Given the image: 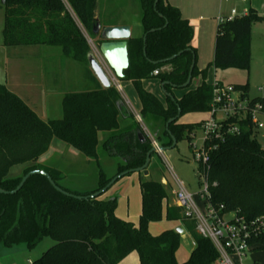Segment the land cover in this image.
Instances as JSON below:
<instances>
[{"label": "trees", "instance_id": "16d2710c", "mask_svg": "<svg viewBox=\"0 0 264 264\" xmlns=\"http://www.w3.org/2000/svg\"><path fill=\"white\" fill-rule=\"evenodd\" d=\"M139 2L142 34L128 41L130 66L122 81L131 82L136 89L141 118L149 131L154 130L155 140L160 146L170 147L171 135L177 141L193 140L192 135L200 130L202 122L180 123V119L188 114L209 112L213 86L207 83V77L211 67L249 71L252 27L264 22V16L251 9L245 16L220 22L214 60L200 70L190 21L166 0H159L156 8V0ZM1 8L5 11L4 47L18 50L26 57H39V47L60 48L63 57L85 66L88 85L84 90L64 94L62 118L44 121L21 97L0 84V189L14 191L24 176L43 170L64 191L90 196L119 174L143 167L153 147L151 141L148 137L144 144L139 141L140 125L134 115L121 113L119 107L125 102L116 88L104 89L88 64L91 48L83 30L99 37L93 32L99 18L98 0H5ZM100 23L102 28L130 26L127 22ZM180 52L183 53L175 60L163 63ZM194 60L192 83L197 78L202 83L195 89L190 86L177 99L174 91L187 82ZM168 64L172 73L154 76L156 70ZM150 79L161 84L169 82L164 87L165 103L143 87V82ZM233 86L245 100L248 84ZM256 104L264 109V98L249 101L250 106ZM179 108L180 118L167 128ZM223 125L238 126L240 134L215 141L216 149L209 156L210 167L197 166L199 182L203 185V178L208 179L211 205L223 206L225 213L236 214L250 223L264 217V143L257 140L250 118L233 117L223 121ZM102 133L105 136L101 139ZM54 139L84 158L99 160L107 154L121 162L112 177L101 173L95 190L87 193L69 190L62 185L64 174L60 169L41 167L39 162L50 151ZM18 166H24L22 176L11 177V171ZM169 188L142 178V214L136 225L116 215L117 199L101 196L77 200L58 192L46 177L35 175L18 193L0 194V244L24 243L31 249L44 237H51L54 245L32 264H121L132 253L138 254L140 264H218L219 252L210 239L198 233L197 222L184 218L180 208L167 204ZM165 204L167 219L182 223L196 244L184 263H179L176 256L180 234L167 230L160 236H152L149 231L150 223L162 219ZM252 244L256 251L264 250V234L252 240Z\"/></svg>", "mask_w": 264, "mask_h": 264}, {"label": "rangeland", "instance_id": "374dc122", "mask_svg": "<svg viewBox=\"0 0 264 264\" xmlns=\"http://www.w3.org/2000/svg\"><path fill=\"white\" fill-rule=\"evenodd\" d=\"M2 1L0 0V7L3 6ZM97 14L102 25L127 22L133 28V36L142 34L139 0H98ZM72 15L80 25L74 13ZM4 19L5 11L1 8L0 84L5 85L10 91L21 97L44 121L62 118V98L64 94L71 91L84 90L88 85L84 77L85 66L63 57L60 48L39 47L38 49L41 50L39 57H26L24 53H20L18 50L2 46ZM83 32L91 51L95 53L109 76L114 80V87L128 109L133 115L134 112L140 113V100L133 84L127 81L118 82L115 80L113 72L100 55V37L94 38L84 30ZM157 81L156 79L146 80L143 87L162 99L164 94L157 88ZM216 82L224 85L248 84V96L244 100V104L255 98H264V22L255 23L252 27L249 71L223 70L211 67L208 71L207 83L214 84ZM192 88H194V83L190 89ZM179 91L184 90L180 89ZM238 95L240 96L241 92H238ZM193 115H195L194 118H188L187 120L200 121L209 117L208 113H196ZM260 120L264 124V114L260 115ZM150 133L155 138L153 129H150ZM100 136L102 139L105 134L102 133ZM256 138L259 142L264 143V129L257 132ZM203 140L204 133L202 130H198L193 140L181 138L177 141L174 148L162 152V154L159 152L155 153L152 163L154 166L151 168L152 176L149 180L158 183L166 181L171 184L173 188L172 190L169 188L168 194H170L169 201L172 206H176L179 183H183L187 191L195 196L197 205L202 213L206 214L207 210L203 206L204 199L199 202V196L205 191V186L200 185L199 182L198 164L194 152V146L199 149L203 144ZM78 154L77 151L64 142L54 139L50 154H47L44 160L39 162L41 167H53L62 170L66 177L62 181V185L69 190L81 193L91 192L98 188L101 173L105 172L108 177H112L121 162L119 158L107 154L102 155L99 160L84 158ZM77 155L82 159L76 161L75 156ZM23 170L24 166L15 167L11 171L10 176L20 177L23 174ZM140 176L143 177V173ZM126 178L128 177L122 178L117 183V186L126 182ZM138 179L139 174L134 173L130 176V181L128 180L130 185L124 195L117 200L116 207L117 216L133 222H137L142 214V192ZM108 196L109 193L104 195L105 198ZM180 224V222L167 219L165 204L162 219L150 223L149 231L152 236H160L167 230H175L174 228L176 226L179 227L178 225ZM183 229L184 232L180 235V248L176 254L178 262L186 261L193 249L192 237L186 228ZM53 245L54 241L48 236L44 237L31 249L24 243L12 246L0 244V264H32ZM256 258L258 259L256 260ZM243 264H264V250L256 251V248H254L243 259Z\"/></svg>", "mask_w": 264, "mask_h": 264}, {"label": "built area", "instance_id": "2783aa9c", "mask_svg": "<svg viewBox=\"0 0 264 264\" xmlns=\"http://www.w3.org/2000/svg\"><path fill=\"white\" fill-rule=\"evenodd\" d=\"M212 86L213 99L208 112L209 117L202 121L200 128L204 133L203 144L199 149L194 146L196 162L205 169L210 167L209 156L216 149L215 141H224L227 136L240 134L238 126L225 128L223 121L233 117L250 118L255 135L264 129V124L260 120V115L264 114L261 104L254 106H250L249 102L244 104V100L241 95H238L233 85L216 82ZM134 118L150 139L152 146L161 153L158 142L144 124L141 115L134 112ZM195 134L192 135L193 139ZM203 183L205 191L200 194L199 202L204 199L203 206L207 210L206 214L202 213L195 196L187 191L183 183H179L176 207L182 210L184 218L197 222V231L201 236L213 242L220 255L218 264H243V259L254 249L252 240L264 234V217L248 223L236 214L225 213L223 206L214 207L208 201L210 194L206 177L203 178Z\"/></svg>", "mask_w": 264, "mask_h": 264}, {"label": "water", "instance_id": "95a60500", "mask_svg": "<svg viewBox=\"0 0 264 264\" xmlns=\"http://www.w3.org/2000/svg\"><path fill=\"white\" fill-rule=\"evenodd\" d=\"M158 2H159V0H156L155 8H156ZM2 3L4 4L5 0H3ZM152 31H155V30H152ZM93 32H94V35L99 36L103 40V42L99 46V53L102 56L103 60L106 62L109 69L113 72L115 80H117L118 82L124 80L125 79V71L128 70V68L130 66L128 41L132 38L131 26H109V27L102 28L101 23L99 21V18L97 17ZM146 38H147V35L144 37V42H146ZM182 53L183 52H180L177 55H174L169 59L163 60V63H168V62L175 60ZM144 54L146 55V49H144ZM87 60H88L90 70L92 71L93 75L95 76V78L98 80V82L101 84V86L104 89H109L112 86H115L114 80L109 76L106 69L104 68V66L102 65V63L100 62V60L98 59V57L95 55V53L93 51H91L88 54ZM195 65H196V61L194 60L192 63V66H191V70L189 73L188 80L181 87L182 90H186L192 85V80H193L192 74H193V70L195 68ZM172 71H173V69H172L171 65L168 64V65L164 66L163 68L156 70L154 72V76L157 77V76L163 75L165 73H172ZM168 84H169V82L162 83V91L164 94H165L164 87ZM119 109L124 116L130 115L131 111L128 109L127 106H125V104H122L119 107ZM180 116H181V109L179 108L178 115L175 118L170 119L168 121L167 128L169 127L170 124L177 121L180 118ZM137 135H138V139L141 143L144 144L147 142V138H146L147 136L145 135V133L143 132L141 127L137 130ZM171 138H172L173 144L170 147H164V146H160L158 144L159 145V151L161 153L165 152L169 149H172L176 146L177 140L172 135H171ZM157 152H158L157 149L152 147V149L147 154L146 163L144 164L143 167L138 168V169H132V170H129V171H126V172L119 174L118 176L113 178L105 188L101 189L100 191H98L94 194H91L90 196H76L74 194H71L69 192L64 191L63 189L58 187L55 184V182L53 181L52 177L47 172H45L43 170H35V171L30 172L29 174H27L26 176L23 177L20 185L17 187L16 190L11 191V192H7V191L0 189V194H6V195L12 194V195H14L22 189V187L25 185V183L28 181L29 178H31L32 176H35V175H40V176L46 177L49 180V182L51 183V185L58 192H60L61 194L65 195V196L75 198L77 200H89V199L99 198L101 196H104L105 194H107L111 190H112L111 196L109 198H106V199H109V200L117 199L118 200L119 198H121V196L124 194V192L126 191V189L128 187V183H124V184L120 185L119 187L115 188V185L118 183V181L121 180L122 178H125L127 175L134 174V173H136V174L143 173L144 176L148 177L149 176V170L148 169H149V166H150L151 161H152V156ZM175 231L178 234H182V232H183L182 228H177Z\"/></svg>", "mask_w": 264, "mask_h": 264}, {"label": "crops", "instance_id": "0c3cea01", "mask_svg": "<svg viewBox=\"0 0 264 264\" xmlns=\"http://www.w3.org/2000/svg\"><path fill=\"white\" fill-rule=\"evenodd\" d=\"M166 1L170 5L177 7L181 11L182 17L184 19L190 21L191 25L193 26L194 39H193L192 45L194 48L197 49V53H198L197 66L200 70L207 68V66L209 64H211L214 60V51H215L214 45H215V40H216V35H217V28H218V25L220 24L221 21L227 20V19L232 20L235 17L245 16L249 13V11L251 9H254L255 11H257V13L259 15L264 16V0H166ZM131 28H132V26H131ZM2 34H3V30H2ZM132 36H133V28H132ZM2 46H3V41H2ZM11 62L14 64L13 61H11ZM13 71H15V70L13 69ZM145 82L146 81H144L143 84ZM193 83H194V88H192V89H195L196 87H198L202 83V79L197 78L193 81ZM83 85L85 86V84H83ZM156 85H157V88L162 91V84L160 83L159 80L156 82ZM210 85H212V84H210ZM240 85H243V84H240ZM74 86H76V88H78V86L76 84H74ZM186 92H187V90H184V91L175 90L174 95L177 99H180ZM159 99L163 103H165L166 102V95L164 94L163 98L162 99L159 98ZM127 103H128V101H127ZM128 105H129V103H128ZM140 111H141V103H140ZM138 114H140V113H138ZM194 116L195 115H193V114H188L180 120V123H199V122L203 121V120H200V121H189V120H187L188 118H194ZM47 154H50V151ZM78 155H80V154H78ZM78 155L75 156L76 161H79L80 159H82V158H79ZM45 156H43L41 158V161L44 160ZM153 160H154V158H152L151 164H150L149 169H148L149 170V176L146 177L143 174V177L145 179L146 178L149 179L152 176V169L151 168L154 166V164L152 165ZM63 174H64V172H63ZM143 177L140 176V174H139L138 181L140 184V188H141V181H142ZM65 178L66 177L64 175V179ZM129 178L130 177L126 178V180H125L126 182H124V183H128V187L130 185ZM161 184H163L165 187L169 186L171 190L173 188L169 182L164 181ZM119 186H117V184H116L115 188H117ZM128 187H127V189H128ZM141 192H142V190H141ZM108 193H109V196L107 198H109L111 196L112 190H111V193H110V191ZM169 196H170V194H169ZM168 203L170 204L169 197H168L167 204ZM119 218H121V217H119ZM121 219H123V218H121ZM126 221H130V220H126ZM130 222H133V221H130ZM133 223L137 225L138 221L133 222ZM178 226L179 227L176 226L174 229L176 230L177 228H182V230L184 232V229H183L184 226L182 225V223ZM195 247H196V244L193 240L192 251L195 249ZM192 251H191V253H192ZM191 253H190V255H191ZM190 255H189V257H190ZM257 259L258 258H256V260ZM186 261H184V262H186ZM184 262H179V263H184ZM255 263H257V262H255ZM121 264H140L138 254L132 253Z\"/></svg>", "mask_w": 264, "mask_h": 264}]
</instances>
